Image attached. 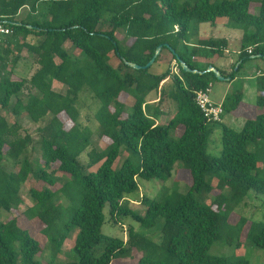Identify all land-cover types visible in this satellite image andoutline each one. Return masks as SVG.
I'll return each instance as SVG.
<instances>
[{
  "label": "trees",
  "instance_id": "16d2710c",
  "mask_svg": "<svg viewBox=\"0 0 264 264\" xmlns=\"http://www.w3.org/2000/svg\"><path fill=\"white\" fill-rule=\"evenodd\" d=\"M0 21L14 30L0 52V264H41L38 258L47 248L58 257L76 228L77 264H113L141 251L151 255L138 264H250L209 251L244 197L251 190L264 196V95L257 98L261 113L249 117L240 131L223 127L219 155L208 149L217 123L204 117L195 99L197 92L219 81L208 72L210 66L233 81L252 56L264 60V0H0ZM222 21L243 32L231 71L205 62L224 59L226 39L191 42L202 25L217 27ZM103 24L107 29H101ZM159 46L154 65L167 52L176 72L171 66L154 73V65L136 70L125 63L143 67ZM24 50L34 57L36 69L15 81L7 65L12 58L16 66ZM177 56L197 72L184 71ZM55 83L65 92L56 90ZM260 88L264 91V83ZM85 92L99 104L93 114L95 130L83 123L77 105ZM152 94L156 98H149ZM127 96L134 99L130 109L121 100ZM242 98L240 92L228 98L225 113L238 108ZM24 120L38 126L40 160L28 157L34 137ZM177 130L179 137L172 135ZM94 136L110 142L99 150ZM125 153L128 157L114 168ZM5 159L14 162L11 170L3 167ZM181 169L192 179L186 193L168 191L156 200L140 194V180L167 181ZM59 174L65 180L57 188ZM30 180L44 187L30 188L34 205L22 215L42 223L46 246L13 215L24 204L22 189ZM216 190L221 192L208 204ZM133 203L145 206L144 215ZM106 206L113 223L126 218L153 229L163 218L161 243L134 227L126 241L104 236ZM66 210L71 216L62 222ZM246 238L264 250V224L252 222ZM101 243L104 248L97 255ZM159 254L166 260L152 257Z\"/></svg>",
  "mask_w": 264,
  "mask_h": 264
},
{
  "label": "rangeland",
  "instance_id": "374dc122",
  "mask_svg": "<svg viewBox=\"0 0 264 264\" xmlns=\"http://www.w3.org/2000/svg\"><path fill=\"white\" fill-rule=\"evenodd\" d=\"M254 9V6H253ZM26 13V12H25ZM225 23V21L223 22ZM107 25L103 24L101 29H107ZM201 37H203L205 32L211 31L215 37L221 38L227 36L229 33L232 38L240 39L242 34L239 32H230L224 24L221 27L216 29L211 28L209 24L202 25ZM117 37L122 40L124 35L118 33ZM204 38V37H203ZM241 42L233 41L231 42L228 51L225 53V57L228 62L231 60L236 62L238 60V54L240 51ZM171 55L167 52L162 54L159 65H154L151 70L154 73H161L167 69L168 66L176 72L175 63L170 64ZM117 64V62H115ZM238 66V65H237ZM36 69L34 65V57L29 54L26 50L21 53V58L18 60L16 66L12 62V58L9 59L7 65V73H11V78L13 80L26 79L31 76V74ZM264 70V63L262 60H248L244 64L243 69L240 72L239 78L233 83L220 82L216 81L213 85L212 99L214 102H219L221 99H224L223 103L228 99L234 97L235 94L241 93L243 98L238 108L230 110L224 116V124H215L214 131L209 139V152L214 155H219L222 150V129L224 126L230 127L232 130L240 131L243 127L244 118L247 119V115L250 116L254 112V108L257 107V98L260 95H264V91L260 88L261 79L258 78V70ZM54 88L60 92H65V87L61 84L55 83ZM155 96L154 94L150 95L149 98ZM124 102L127 104L129 109L133 107L134 99L127 96L123 98ZM77 105L81 106L82 111V121L85 125L90 126L93 130L96 129V123L93 114L99 106L95 104L92 98V95L89 92H85L82 97L79 99ZM260 111L262 108H258ZM2 114L8 119L10 123L14 122L15 118L6 111H2ZM243 117V118H242ZM166 117L162 118V121H165ZM23 126L26 129H29L31 135L34 137L33 146L28 152V157L33 160L41 159L40 147L36 144L37 141V130L38 126L33 125L29 120H24L22 122ZM70 125L67 126L69 128ZM181 131L177 130L176 132L172 131V135L175 137L180 136ZM110 140L108 138L99 139L97 136L93 138V145L95 148L101 150L105 149L109 144ZM128 157L125 153L120 156L116 161L114 168H119L124 160ZM82 163H87V158L84 156L81 159ZM139 160L137 157H133V163H138ZM43 164V162H41ZM3 167L7 170H11L14 167V162L5 159L3 161ZM95 170V168H94ZM61 183L57 184V188L61 187L62 182L65 180L61 174H59ZM140 194L149 198L150 200L159 199L163 194L168 191L178 190L181 193H186L191 185L192 179L189 171L181 169L177 172H174L173 178L162 181L159 179H154L150 181L140 180ZM36 186L39 189L44 187L43 184H39L35 181L30 180L22 189V198L24 204L21 205L18 211H15L13 215L20 216L21 223L23 228L27 227L31 236H33L42 246L49 244V239L43 233L41 229L43 228L42 223L39 220L28 221L22 215L23 211L34 205V202L31 198L29 190L31 187ZM221 191H214L211 196L208 197L206 202L210 204L215 196ZM224 193H227V190H224ZM66 204V203H65ZM131 206L138 210L141 215L145 213V206L140 204H131ZM104 214L106 217L105 224L102 228V233L106 237L111 238H120L126 241L128 239V231L131 227H134L141 235L148 236L151 239L156 240V243H161V226L164 224L163 218H160L157 221V226L153 229H142L140 226L129 219H121L120 223H113L110 221L109 207L106 206L104 209ZM71 213L68 210L65 211L62 222H65ZM245 218L246 223H240V219ZM264 224V196L257 194L255 191L251 190L244 199L239 203V205L234 209L230 214L229 221L222 228L223 237L215 242L209 253L213 256L225 257L229 260L244 259L249 261L250 264H264V250L257 248L253 245L250 239L246 238L247 231L250 228L251 223ZM79 229H73L68 233V236L64 242L62 252L58 257H52L51 252L45 249L43 256H40L38 260L41 264H77L78 259L75 254L74 245L75 240L79 234ZM52 235H49L51 237ZM104 248V243H101L96 248V254L100 255ZM150 251H141L140 253H133L128 258H118L113 261V264H138V261L143 256H150ZM153 258H162L166 260L165 256L153 255ZM169 264H175L172 261Z\"/></svg>",
  "mask_w": 264,
  "mask_h": 264
},
{
  "label": "built area",
  "instance_id": "2783aa9c",
  "mask_svg": "<svg viewBox=\"0 0 264 264\" xmlns=\"http://www.w3.org/2000/svg\"><path fill=\"white\" fill-rule=\"evenodd\" d=\"M14 34V30L6 23L0 21V52L4 47L7 39ZM253 49L249 50L251 55ZM213 86L210 85L206 89H203L196 94V105L202 112L204 117L211 123L221 124L223 123L225 109L223 103L214 102L212 99Z\"/></svg>",
  "mask_w": 264,
  "mask_h": 264
},
{
  "label": "crops",
  "instance_id": "0c3cea01",
  "mask_svg": "<svg viewBox=\"0 0 264 264\" xmlns=\"http://www.w3.org/2000/svg\"><path fill=\"white\" fill-rule=\"evenodd\" d=\"M224 21H222L217 27H213V26H211V28H213V29H216V28H218V27H221L222 26V24H224L225 26H226V28H228L229 30H230V32H234V31H236V32H239V33H241L242 34V36H241V38L240 39H236V38H232V36H231V34L229 33L227 36H223V37H221V38H218L217 36L215 37V35H213L212 33H211V31H208V32H205L204 33V35H203V37H201V29H202V26H201V29H200V35L199 36H197V37H194L193 39H192V44L193 45H196L197 43H198V41L200 40V39H207V38H215V39H226L228 42H229V46H230V44H231V42H233V41H240L241 42V40H242V38H243V32L242 31H240V30H235V29H232V28H230L229 26H227V24H226V21H225V23H223ZM228 49H229V47L227 48V50L226 51H228ZM252 57H254V56H252ZM251 57V59H253ZM253 60H262V59H257V58H254ZM263 61V63H264V60H262ZM205 62H210V63H215L217 66H219V67H221V68H223V69H225L226 71H231V69H233L232 67H233V65L237 62H233L232 60L230 61V62H228L227 61V59H226V57H224V59H220V60H216V59H214V60H212V61H209V60H206ZM239 66V65H238ZM238 66L236 67L237 69H238ZM241 72V71H240ZM239 75H240V73L238 74V76L236 77V79L235 80H231V81H228L227 83H233V82H235V81H237L238 80V78H239ZM258 78L259 79H261V81H260V87H261V84L262 83H264V70H262V69H259L258 70ZM152 98H156L155 96H153ZM122 100V99H121ZM223 101H224V99H221L219 102H217V103H223ZM256 106H257V103H256ZM259 107L257 106V107H255L254 108V112L251 114L250 113V116H248L247 115V117L249 118V117H255V116H257V115H259L260 113H261V111L258 109ZM227 113H225V115H226ZM224 115V116H225ZM243 118V117H242ZM247 118V119H248ZM247 119H243L244 120V122L243 123H245V121L247 120ZM224 121H225V119H223V124H224ZM161 122H164V121H162L161 120ZM244 125V124H243Z\"/></svg>",
  "mask_w": 264,
  "mask_h": 264
},
{
  "label": "water",
  "instance_id": "95a60500",
  "mask_svg": "<svg viewBox=\"0 0 264 264\" xmlns=\"http://www.w3.org/2000/svg\"><path fill=\"white\" fill-rule=\"evenodd\" d=\"M162 48H163L162 46H159L158 49H157V51H156V53H155V55H154V57H153V59L147 65H145L143 67L142 66H139V65H136V64H129L127 61H125V63L127 65H129L130 67H132L133 69H136V70H140V69H145L146 70V69H149V68H151L154 65L156 58L159 56V54L162 51ZM252 58L254 59L256 57H252ZM177 61L183 67L184 71H186V72H195V73L197 72V71L191 70L184 63V61L180 57H178V56H177ZM236 70H237V68H236ZM211 71L215 74V76L217 77V79L220 82H228V81H231V78H226V77L222 76L221 73L217 69H215L213 66H210L209 69H208V72H211Z\"/></svg>",
  "mask_w": 264,
  "mask_h": 264
}]
</instances>
